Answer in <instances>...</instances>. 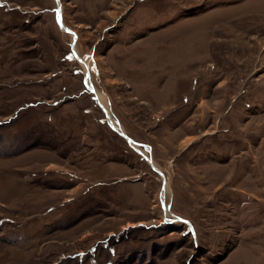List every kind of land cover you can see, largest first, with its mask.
I'll list each match as a JSON object with an SVG mask.
<instances>
[{
	"label": "rangeland",
	"instance_id": "obj_1",
	"mask_svg": "<svg viewBox=\"0 0 264 264\" xmlns=\"http://www.w3.org/2000/svg\"><path fill=\"white\" fill-rule=\"evenodd\" d=\"M0 264H264V0H0Z\"/></svg>",
	"mask_w": 264,
	"mask_h": 264
},
{
	"label": "bare ground",
	"instance_id": "obj_2",
	"mask_svg": "<svg viewBox=\"0 0 264 264\" xmlns=\"http://www.w3.org/2000/svg\"><path fill=\"white\" fill-rule=\"evenodd\" d=\"M70 32L71 33H73L71 30H70ZM80 61H82V60H80ZM84 62V61H83ZM84 66H85V68L86 69H88V62H86V63H84L83 64ZM89 82V81H88ZM94 90V89H93ZM98 94V93H97ZM98 98H99V100L101 101V103L103 104V106L106 108V110H107V112H109L110 111V108H109V104H108V102H106V98H105V96L104 95H101V94H98ZM121 133H123L124 134V132H121ZM154 165V164H153ZM169 185L167 184V188L166 189H168V188H170V187H168Z\"/></svg>",
	"mask_w": 264,
	"mask_h": 264
},
{
	"label": "water",
	"instance_id": "obj_3",
	"mask_svg": "<svg viewBox=\"0 0 264 264\" xmlns=\"http://www.w3.org/2000/svg\"><path fill=\"white\" fill-rule=\"evenodd\" d=\"M65 29H66L67 31H70V29H69V28H67V27H65ZM123 135H125V134H123Z\"/></svg>",
	"mask_w": 264,
	"mask_h": 264
},
{
	"label": "snow or ice",
	"instance_id": "obj_4",
	"mask_svg": "<svg viewBox=\"0 0 264 264\" xmlns=\"http://www.w3.org/2000/svg\"><path fill=\"white\" fill-rule=\"evenodd\" d=\"M72 57H69V59H71Z\"/></svg>",
	"mask_w": 264,
	"mask_h": 264
}]
</instances>
